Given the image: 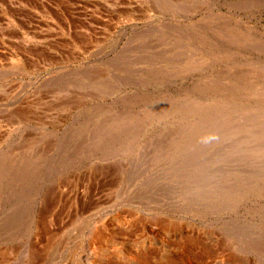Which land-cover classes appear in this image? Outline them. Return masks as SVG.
I'll list each match as a JSON object with an SVG mask.
<instances>
[{"label": "rangeland", "instance_id": "rangeland-1", "mask_svg": "<svg viewBox=\"0 0 264 264\" xmlns=\"http://www.w3.org/2000/svg\"><path fill=\"white\" fill-rule=\"evenodd\" d=\"M263 91L264 0H0V264H264Z\"/></svg>", "mask_w": 264, "mask_h": 264}, {"label": "bare ground", "instance_id": "bare-ground-1", "mask_svg": "<svg viewBox=\"0 0 264 264\" xmlns=\"http://www.w3.org/2000/svg\"><path fill=\"white\" fill-rule=\"evenodd\" d=\"M239 79V78H238ZM244 84V83H243ZM260 85V84H259ZM247 88V87H246ZM240 90V89H239ZM252 90V89H251ZM250 90V91H251ZM247 91V90H246ZM262 91V90H261ZM249 93V92H248ZM247 93V94H248ZM255 93H256V91H255ZM254 93V94H255ZM263 95H264V91H263V93H262ZM243 95V94H242ZM224 96V95H223ZM241 96V95H240ZM244 96V95H243ZM253 97H254V95H253ZM250 98V97H249ZM255 98V97H254ZM262 98V97H261ZM256 99V98H255ZM258 100V99H257ZM235 101V100H234ZM248 101V100H247ZM259 102V101H258ZM251 103V102H250ZM255 103V102H254ZM232 104V103H231ZM257 104V103H256ZM245 105V104H244ZM253 106V105H252ZM244 107V106H243ZM256 108V107H255ZM238 110H239V108H237ZM257 109H258V107H257ZM189 110V109H188ZM253 110V109H252ZM255 110V109H254ZM248 111V110H247ZM244 114H246V110H244ZM235 113V112H234ZM237 113V112H236ZM241 113V112H240ZM253 113V112H252ZM247 114H248V112H247ZM233 115V114H232ZM252 115V114H251ZM256 116H258V121H259V123L260 122H262V123H264V112L263 111H261V110H256V114H255ZM254 115V116H255ZM121 116V115H120ZM114 117V116H113ZM243 118V117H242ZM119 119V118H118ZM241 119V118H240ZM120 120V119H119ZM244 120V119H243ZM263 120V121H262ZM245 121V120H244ZM248 121H249V119H248ZM245 123V122H244ZM139 124V123H138ZM252 124V123H251ZM250 124V125H251ZM263 125V124H262ZM261 125V126H262ZM128 126V125H127ZM138 126V125H137ZM220 127V126H219ZM253 127V126H252ZM129 129V128H128ZM263 129V128H262ZM261 129V130H262ZM248 130V129H247ZM256 129H254V131H255ZM260 130V129H259ZM109 132V131H108ZM259 132H261V131H259ZM100 133V132H99ZM255 133H256V131H255ZM262 133V132H261ZM263 134V133H262ZM245 135V134H244ZM254 135H256V134H254ZM258 135V134H257ZM244 137V136H243ZM248 139V138H247ZM261 141V140H260ZM264 141V140H263ZM189 142V141H188ZM192 142V141H191ZM190 143V142H189ZM243 144V143H242ZM261 144V143H260ZM261 148V147H260ZM195 149V148H194ZM264 148H262V150H263ZM260 152V151H259ZM179 160V159H178ZM197 166V165H196ZM252 171V170H251ZM185 179V178H184ZM183 180V179H182ZM259 180V179H258ZM257 181V180H256ZM189 186V185H188ZM104 236V235H103ZM166 264V263H165Z\"/></svg>", "mask_w": 264, "mask_h": 264}]
</instances>
